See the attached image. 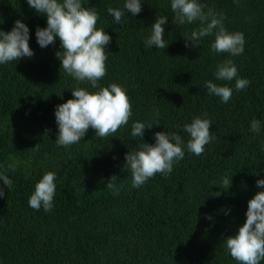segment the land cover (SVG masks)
I'll return each instance as SVG.
<instances>
[{"label": "trees", "instance_id": "16d2710c", "mask_svg": "<svg viewBox=\"0 0 264 264\" xmlns=\"http://www.w3.org/2000/svg\"><path fill=\"white\" fill-rule=\"evenodd\" d=\"M125 0H85L99 13L97 28L110 35L106 47V76L98 83H115L126 90L132 104L128 125L114 137L97 138L93 129L67 148L55 143L57 105L72 98L71 89L86 88L61 70L54 45L41 48L35 30L47 26L46 16L29 8L27 0H0V29L10 31L16 20L30 30L34 55L0 65V171L12 188L0 197V264H237L223 239L235 235L246 221L248 201L261 191L264 179V0H198L226 16L229 32L245 37L242 55L230 57L210 50L214 36L200 47H185L184 35L197 25L172 23L170 0H143L136 15L126 11L122 25L113 24L109 6L123 8ZM157 15H166L163 49H145L143 40ZM232 59L238 77L250 81L233 90L228 103L209 95L205 81H217V64ZM144 141L154 144V133L189 135L183 126L193 117L210 119L215 139L201 156L189 153L164 177L156 174L134 188L130 173L122 172L125 154L144 143L131 136V125L152 122ZM204 114H207L204 117ZM253 119L261 123L251 132ZM47 130V135H45ZM38 144V145H37ZM37 145V146H36ZM36 146V147H35ZM56 173L53 210L36 211L28 200L46 172ZM118 176L113 194L105 183ZM232 177L227 191L213 182ZM227 213V214H226ZM206 215L212 217L206 219ZM264 264V261H261Z\"/></svg>", "mask_w": 264, "mask_h": 264}, {"label": "clouds", "instance_id": "9594fccd", "mask_svg": "<svg viewBox=\"0 0 264 264\" xmlns=\"http://www.w3.org/2000/svg\"><path fill=\"white\" fill-rule=\"evenodd\" d=\"M89 3V0H87ZM239 4V0H234ZM29 8L37 14L46 16L47 26L36 27L35 36L38 45L46 48L54 45L57 38L60 50L56 52L60 60V67L64 73L72 77L77 84L86 83L94 92L83 87L71 89L72 98L59 104L55 108L57 134L55 143L58 147L67 148L79 143L89 129H93L95 137H114L119 128L128 125L132 116V104L121 86L112 83L107 87L98 82L106 76V47L111 37L103 28H97L99 13L95 7H86L85 0H27ZM172 23L177 27L182 25H197L185 34V47H200L204 37L214 36L210 50L219 55L227 54L230 57L242 55L244 52L245 37L242 32H229L225 27L226 16L214 8H207L198 0H170ZM143 9V0H125L123 8L109 6L107 13L113 18V24L122 25V18L126 11L134 17ZM168 23L166 15H157L150 26L151 32L143 40L145 49H165L168 46L164 39V26ZM123 26V25H122ZM30 30L21 20H16L10 31L0 29V65L9 62H18L22 58H31L34 55L29 45ZM215 80L231 82L235 80L234 89L227 84H217L205 81L203 87L209 95L220 98L222 103H228L233 90L239 92L246 89L250 81L238 77V69L232 59H224L216 66ZM207 114H204L206 117ZM160 125L159 112L153 116L152 122L145 124L135 121L131 125V136L143 139L146 128ZM212 122L201 116L193 117L190 123L183 126V131L189 135L184 139L176 133L165 131L154 133V144L144 141L136 151L125 154V163L121 171L130 173L131 184L134 188L141 187L156 174L167 177L175 163L182 160L186 150L195 156L203 155L205 146L216 137L210 131ZM251 132L258 134L261 123L253 119L250 124ZM45 135H47V130ZM38 145V144H37ZM36 145V146H37ZM35 146V147H36ZM15 172V164H9L0 171V180L7 187L12 188V180L6 174ZM113 175L105 183L106 187L115 195L119 189ZM56 173L46 172L35 184L28 205L39 211L41 207L48 213L53 210L56 195ZM232 183V177H221L220 181L213 182L223 191H227ZM256 187L262 189L248 201L246 221L239 227L235 235L224 238L223 246L226 252L237 264H261L264 261V179L256 181ZM4 188L0 187V197H4ZM227 214V213H226ZM206 219L211 220L210 215Z\"/></svg>", "mask_w": 264, "mask_h": 264}]
</instances>
